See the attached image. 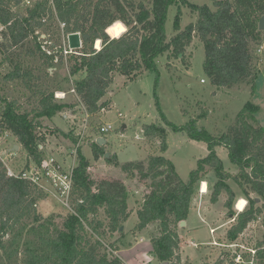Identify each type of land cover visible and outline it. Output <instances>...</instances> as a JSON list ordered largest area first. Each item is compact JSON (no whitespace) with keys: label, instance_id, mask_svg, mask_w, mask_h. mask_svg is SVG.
Returning a JSON list of instances; mask_svg holds the SVG:
<instances>
[{"label":"trees","instance_id":"16d2710c","mask_svg":"<svg viewBox=\"0 0 264 264\" xmlns=\"http://www.w3.org/2000/svg\"><path fill=\"white\" fill-rule=\"evenodd\" d=\"M175 2L54 0L56 22H64L67 33H80L82 48L77 51L78 55L71 54L66 61L69 75H80L73 86L78 105L89 116L111 109L110 102L102 99L116 76L133 81L144 71L156 73V58L165 55L167 60H182L185 49L195 37L203 45V72L212 86L232 89L252 80L259 62L256 47L264 41V31L258 30L259 21L264 16V0H212L214 10L206 5L197 6L181 0L182 5L196 14L197 19L182 30L178 7L173 20L176 35L167 40L164 27L166 14ZM19 5L21 0H0V53L3 55L0 75L2 65L8 64L12 70L4 76V80H16L29 91L34 89L38 108L31 117L30 113L21 111L14 101L0 96V129L11 133L21 144L28 157L25 170L31 164L39 165L44 157L39 147L45 142V134L38 129L39 123L35 119L53 118L58 112L72 108V105L56 101L54 92L48 91V85L38 83L42 79L40 73L50 77L49 69L53 67V57L42 52L39 40L40 29L49 30L54 26L53 7L48 0H40L31 8H25L20 15L12 11L13 6ZM117 21L123 23L127 30L119 38H112L108 29ZM57 36H60L59 32ZM96 40L101 42L98 51L93 48ZM30 59L38 62L34 69L28 65ZM58 59L59 63L63 62L62 56ZM33 70L38 76L35 77ZM33 80L37 82L34 85ZM257 110V106L247 102L237 114L235 123L220 136H212L203 128L198 129V119L194 118L183 127L175 126L168 122L160 109L159 116L164 127L160 124L143 127L146 139H160L161 153L167 148V131L183 132L192 140L204 142L208 150L205 157L197 160L196 168L191 171L186 183L163 156L150 157L146 165L140 161L122 166L127 179L150 180L147 186L149 192L142 195L141 204L135 211V230L140 232L156 224L158 235L150 241V254L160 263L179 262L176 228L186 221L197 185L208 172H213L216 178L211 203H216L219 196L225 193V208L235 216L231 208L236 198L229 181L240 190L241 197L247 202L245 209L234 217V223L227 232L229 242H234L264 212V128L256 121ZM59 131H50V134ZM70 142L73 146L77 137L72 136ZM218 146L226 150L228 163L235 167L236 174H231L217 156ZM91 153L95 161L105 154L103 146H98L96 142L91 144ZM89 167L88 159L79 150L73 170L69 212L65 217L59 216L61 223L58 225L56 216L43 217L37 211L43 191L29 181L8 177L0 162V252L7 254L8 259L13 254L20 255L21 264H123L117 256L107 253L103 243L115 233L123 234L120 228L134 211L132 208L128 210V191L118 179L93 180L88 173ZM7 236L9 241L4 240ZM94 237L99 240H94ZM24 238L28 239L22 242ZM12 239H16V243L13 253L8 254L6 244L12 245ZM254 249V260L257 264H264V234ZM118 250L117 247L111 249L114 252ZM232 259L229 264H233Z\"/></svg>","mask_w":264,"mask_h":264},{"label":"rangeland","instance_id":"374dc122","mask_svg":"<svg viewBox=\"0 0 264 264\" xmlns=\"http://www.w3.org/2000/svg\"><path fill=\"white\" fill-rule=\"evenodd\" d=\"M138 1L140 0H135V2ZM185 1L197 6L206 5L211 10L215 9L212 0ZM178 7L181 11L180 26L182 30L190 23H195L197 19L195 13H191L186 5H182L181 0H176L174 4L169 6L166 14L164 27L167 40L176 35L173 30V20ZM12 11L21 15L25 12V7L23 5L13 6ZM53 14L54 26L50 27L49 30L40 29L39 32L58 43L60 37L57 34L58 32L60 34V30L58 20L56 22L57 16L54 8ZM121 24L125 27L123 23ZM1 30L0 26V37ZM108 32L112 38H115L109 29ZM111 37L109 36L110 39H112ZM260 45H263V49L259 52ZM260 45L256 47L259 62L252 80L250 79L247 83L232 89L216 88L209 83L203 72V45L197 37L193 38L192 43L185 49L182 60L180 58L167 60L165 55L156 58V73L144 71L133 81L116 76L107 95L102 99V101L110 102L111 109L106 113L89 117L90 127L88 128L87 125V131L80 146V151L90 164L88 169L90 177L95 181H100L103 178L122 181L128 191V210L132 208L134 211L131 213V217H135V211L141 204L142 195L149 192L147 186L150 180L148 178L144 180L139 178L127 179L122 170L125 163L141 161L146 165L150 157L163 156L172 163L182 182L186 183L191 171L196 168L197 160L205 157L208 153L204 142L192 140L183 132L175 133L173 131H167L165 140L167 148L165 152L161 153L159 150L160 139H146L142 131L145 125L160 124L164 127L159 116V109L168 122L175 126L183 127L190 119L194 118L198 119V129L203 128L212 136H220L235 123L239 111L247 102H250L258 107L255 118L258 124L264 128V41ZM97 47L99 48V45L97 46L96 43ZM17 52L22 53L21 50ZM2 59L3 55L0 53V62ZM28 65L34 69L38 62L30 59ZM52 65L53 67L49 70L50 77H45L44 73H40L42 79L38 83L47 84L49 92L63 91L67 93L70 85H73L75 80L80 78V75L71 77L68 73V64H64V61L62 63L54 62ZM11 70L12 68L8 64L1 67L0 96L8 101H14L21 108V111H26L30 113L31 117H34V111L38 108V97H34V89L29 91L16 80H4V76ZM34 75L36 77L38 73L35 71ZM201 80L204 82L202 83ZM34 83L37 82L33 80L32 85ZM63 102L71 103L72 108L58 112L53 118L37 117L35 121L39 123L38 129L41 133L45 134V142L39 147L43 151V158L56 159L67 168L71 159L69 152L73 147L70 138L72 136L77 137L80 132L84 110L78 105L72 94H67ZM118 113L121 114V117L117 116ZM105 124L112 127V130L104 136L106 144L103 145V148L108 156L105 157L104 154L103 157L95 161L91 153V144L96 142V137L99 138L97 127ZM123 126L125 127L123 128ZM57 129H60L61 132L50 134V131ZM14 146L17 149H14ZM216 153L224 162L225 168L231 174H236L235 167L228 163L226 150L218 146ZM27 160V154L17 138L9 132H2L0 129V162L6 175L9 176L10 173L18 175L24 170ZM203 181L207 182L208 189L206 188L205 194L200 195V182L198 183L196 194L190 205L192 207L191 222L189 220L187 227L183 225L176 228L177 234L183 236V238H179L177 250L179 262L177 264H219L222 261L225 262L224 264H229L236 252L243 255L244 262L239 264H248L247 261L251 259V254L247 252V249H254L263 238L264 212L256 221L251 222L234 242H229L227 232L234 223V217L243 211L247 205L246 200L240 198L236 201L239 196L241 197V192L233 182L229 181L228 184L236 198L231 208L235 214L233 216L225 208L224 204L227 200L225 193L219 196L216 203L210 202L212 188L216 182L214 173L208 172ZM41 183L45 189H41L44 196L38 200L37 211L43 217L56 216L55 221L59 225L61 223L59 216L65 217L69 210L63 205L62 198L58 196L48 180H42ZM201 214L206 220L205 223ZM133 219L131 218L127 223H124L121 236L115 233L112 238L104 241L103 247L107 253L120 257L125 264H160L150 254V241L158 235L156 224H152L137 233L135 227L131 229V220ZM185 229L188 232L189 229L191 231L184 235ZM8 238L9 236L5 237L4 240L9 241ZM139 238H142L140 242H138ZM27 239L24 238L21 241L25 242ZM94 240H99V238L94 237ZM188 241L196 245L192 246L189 243L187 245ZM10 243L12 245L6 244L8 254L13 253L12 248L16 239H12ZM236 244L238 245L237 248L231 246ZM111 245L120 249L119 254L117 252L113 254L114 251L111 252L113 249V247L109 248ZM183 246L184 248H182ZM181 252L182 260L180 258ZM0 264H21V256L13 254L8 259L7 254L0 252ZM254 264H257L256 260H254Z\"/></svg>","mask_w":264,"mask_h":264},{"label":"built area","instance_id":"2783aa9c","mask_svg":"<svg viewBox=\"0 0 264 264\" xmlns=\"http://www.w3.org/2000/svg\"><path fill=\"white\" fill-rule=\"evenodd\" d=\"M37 1L40 0H21V5H23L25 8H31ZM49 4L54 8V0H48ZM59 30H60V42L56 43L53 40H51L48 36L44 34H39V40L41 43V50L44 52L47 56L53 57V63L59 61L58 57L62 56L64 64L67 65V57L71 54L78 55V52L82 48V41L80 37V49H71L68 44V35L71 33H77L80 36L79 32H65L66 25L64 22L58 21ZM99 42V48H96V43ZM100 40H96L94 42V49L96 51L100 50ZM263 45H260L258 48V51H262ZM203 83L204 81L201 80ZM67 94H72L75 99L77 100V96L75 93V89L73 85H70L69 91L66 92H55L54 93V99L56 101H64L66 99ZM84 110V108H83ZM118 117H121V114H117ZM89 115L85 112H83V118H82V128L80 132L78 133L77 142L73 145L71 148L69 154L71 155V159L69 160V163L67 168L62 164V162L57 161L53 158H43L39 165H32L28 169L23 170L22 172L18 173V175H14L13 173H10L8 177L13 178H20L25 181H29L32 184L37 185L40 189H45L42 185V180H48L51 183L52 188L55 190V192L62 198V203L64 206L69 208V195L72 188V179H73V170L74 167L77 164V154L80 150V146L82 143V139L84 137V134L87 131V125L88 128L89 125ZM99 137H104L107 133H109L112 130L111 125L105 124V125H99L97 127ZM98 139V137H97ZM201 190V189H200ZM59 197V198H60ZM234 244V243H233ZM236 246L238 245H231ZM113 252V251H111ZM247 252L251 254V259L247 261L248 264H254V256H255V249H247ZM115 254V252H113ZM233 264H239L243 263V255L241 253H235V256L232 257Z\"/></svg>","mask_w":264,"mask_h":264},{"label":"water","instance_id":"95a60500","mask_svg":"<svg viewBox=\"0 0 264 264\" xmlns=\"http://www.w3.org/2000/svg\"><path fill=\"white\" fill-rule=\"evenodd\" d=\"M258 30L259 31H264V16L259 21ZM67 38H68L69 47L71 49H80L81 48L79 34H77V33H71V34L68 35ZM96 144L101 147V146H103V145L106 144V139L104 137H99L96 140ZM14 149H17V147L14 146ZM107 156L108 155L105 154V157H107ZM256 201H259V200L256 199ZM183 225H185V222H181L180 223V226H183ZM120 230H122V227L120 228ZM160 264H168V263L167 262H163V263H160Z\"/></svg>","mask_w":264,"mask_h":264},{"label":"crops","instance_id":"0c3cea01","mask_svg":"<svg viewBox=\"0 0 264 264\" xmlns=\"http://www.w3.org/2000/svg\"><path fill=\"white\" fill-rule=\"evenodd\" d=\"M124 127H125V126H123V128H124ZM96 138H97V137H96ZM227 160H228V159H227ZM30 166H32V164H31ZM204 183L206 184V188L208 189V184H207V182H206V181H201V182H200V189H201V190L199 191V192H200V195H201V194H202V195L205 194V193L201 192V191H202V185H203ZM240 198H242V197L239 196V197L236 199V201H237L238 199H240ZM191 210H192V207H190L188 217H187V219H186V221H185V226H186V227H187L188 224H189V220H190V222H191V219H190ZM196 213H197V212H196ZM131 215H132V214L130 213L129 217L127 218L126 222H124V223H127V221H129L131 218H134L133 220H131L132 222L130 221V222H131V225H132L131 229H134V227H135V225H136V223H137V218H136V215H135V217H131ZM201 217L203 218L202 220H203V222L205 223L206 220L204 219V216H202V214H201ZM192 222H193V221H192ZM123 225H124V224H123ZM122 229H123V228H122ZM142 231H143V230H142ZM182 231H183V230H182ZM185 231H186V232H185ZM190 231H191V230L189 229V232H190ZM140 232H141V231H140ZM140 232L137 231V233H140ZM184 232H185L184 235H186V234L189 233L188 230H186V229L184 230ZM179 238L181 239V238H183V236H180V235H179ZM141 240H142V238H139V241H138V242H140ZM188 243L191 244L192 246H195V245H196L195 243L190 242V241L187 242V245H188ZM219 245H220V244H219ZM211 246H213V245H211ZM182 248H184V246H183ZM119 251H120V249H119L118 251H116V252L119 254ZM150 251H151V249H150ZM180 256H181L180 258H181V260H182V259H183V258H182V252L180 253ZM118 258L122 261L123 264H125V263L123 262V260H122L120 257H118Z\"/></svg>","mask_w":264,"mask_h":264},{"label":"bare ground","instance_id":"6f19581e","mask_svg":"<svg viewBox=\"0 0 264 264\" xmlns=\"http://www.w3.org/2000/svg\"><path fill=\"white\" fill-rule=\"evenodd\" d=\"M109 31L114 35L115 38H118V37H120L125 32V27L120 22H117V23H114L109 28ZM98 45H99V42H97V46ZM97 49H98V47H97ZM201 192H203V193L206 192V184L205 183L203 184V187H202V191Z\"/></svg>","mask_w":264,"mask_h":264},{"label":"flooded vegetation","instance_id":"af4514ba","mask_svg":"<svg viewBox=\"0 0 264 264\" xmlns=\"http://www.w3.org/2000/svg\"><path fill=\"white\" fill-rule=\"evenodd\" d=\"M50 70V69H49Z\"/></svg>","mask_w":264,"mask_h":264}]
</instances>
